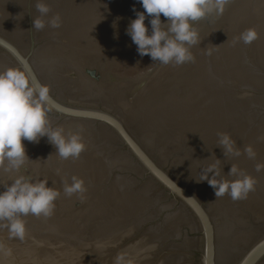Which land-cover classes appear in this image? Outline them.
<instances>
[{
	"label": "water",
	"instance_id": "1",
	"mask_svg": "<svg viewBox=\"0 0 264 264\" xmlns=\"http://www.w3.org/2000/svg\"><path fill=\"white\" fill-rule=\"evenodd\" d=\"M43 2L47 17L38 0H0V70L48 85L52 127L81 131L86 150L63 160L47 137L22 141L30 160L16 175L47 179L60 196L52 216L22 217L23 240L0 226L3 264H264V0H231L195 22L194 60L179 66L138 54L126 34L133 6L144 11L137 0ZM56 14L60 28H33ZM248 28L259 38L236 42ZM221 133L239 157H225ZM211 164L217 179H235L231 165L255 177V190L216 198L200 181ZM72 176L83 197L64 194ZM12 179L0 169V192Z\"/></svg>",
	"mask_w": 264,
	"mask_h": 264
},
{
	"label": "clouds",
	"instance_id": "2",
	"mask_svg": "<svg viewBox=\"0 0 264 264\" xmlns=\"http://www.w3.org/2000/svg\"><path fill=\"white\" fill-rule=\"evenodd\" d=\"M143 12L132 11L136 18L131 20L126 34L137 46L138 54L150 58L162 65H183L194 60L191 48L200 43L195 22L208 16L223 15L231 0H137ZM40 17H47L49 6L38 0L36 5ZM161 16L166 18L164 22ZM33 19V28L42 30L46 24L53 29L61 27L59 14L45 20ZM149 20L150 28L145 24ZM259 38L255 28L243 31L236 42L251 44ZM4 47L11 50V46ZM53 110L50 87L34 79L22 67H9L0 70V169L14 175L4 191L0 192V226L7 227L9 239L23 240L26 235V223L22 217L29 214L48 218L53 215L55 201L60 191L48 186L47 179L33 180L31 176L16 175L26 166L29 157L22 141L39 143L42 137L56 148V153L63 160L78 159L86 150L81 131L66 132L62 127L53 128L49 114ZM219 147L226 156L239 157L242 153L235 147V142L227 133L219 134ZM244 154L254 159L256 153L249 145ZM219 160H217L218 162ZM264 170V165L257 164L256 171ZM209 173H212L209 177ZM60 174V170H57ZM229 176L235 179H217L220 172L217 164H211L201 173L200 181L214 189L216 198L225 194L233 201L247 199L255 190V177L245 174L231 165ZM87 189L83 179L71 177V183L64 182L66 196L83 197ZM0 253L11 256V249L0 243ZM124 257L118 255L115 264H122ZM0 264L3 261L0 260Z\"/></svg>",
	"mask_w": 264,
	"mask_h": 264
}]
</instances>
